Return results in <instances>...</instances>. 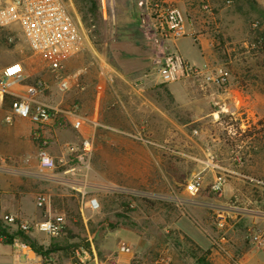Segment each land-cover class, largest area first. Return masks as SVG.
Here are the masks:
<instances>
[{
    "label": "crops",
    "instance_id": "obj_1",
    "mask_svg": "<svg viewBox=\"0 0 264 264\" xmlns=\"http://www.w3.org/2000/svg\"><path fill=\"white\" fill-rule=\"evenodd\" d=\"M120 2L123 4L122 9L116 13L113 12L112 16L109 15L116 29L111 30L110 38L103 44L102 51H98L92 45H87L90 57L85 59V65L79 69L81 75L76 98L78 112L99 124L89 129L92 144L96 146V149L98 146L114 147L117 151L116 155L110 154L111 160L133 163L138 159L132 155L129 144L135 137L134 133L138 134L137 131H146L149 140L145 142L149 145L162 146L164 147H161L162 149H167L172 153L174 150L167 148V142L176 145L178 141L175 135L179 132L184 134L190 141L188 158L193 165V170L191 169L189 175L198 176L201 179L200 202L225 215L224 227L217 228L220 231L223 230L224 234L216 239L206 232L203 234L197 226L203 225L201 219L192 216L191 218L190 215L172 220L171 224L179 228L195 246L202 250H209L207 259L211 264H264V252L253 250L246 240V231L249 232L253 228H264V185L259 184V181H253L261 190L263 200H249L244 208L228 205L226 201L232 193H235L236 187H234L235 191H231L230 184L227 183L219 196L213 195L208 188L219 171L207 166V161L212 156L213 160L220 164L221 170L230 169L229 162L235 153L234 146L236 145L237 152L244 161L264 150V126H257L254 121H248L249 118L255 117L252 108H256L253 101H251L252 105L250 104L248 98L259 99L262 95L254 91L253 97L247 95L243 98V93L239 88L230 82L227 87L220 90L201 76L163 83L157 73L158 64L155 63L158 49L154 38L156 31L148 27L153 24L150 9L154 7V4L161 7L170 5L177 7L183 15L184 35L176 38L175 41L185 36L191 38L196 46L195 52L199 56V62H195L191 59L192 57L189 58L190 55L180 54L181 57L195 67L206 66L211 71L221 63L222 57L218 51L223 45H220L222 39L219 33L227 24L224 20L226 12L223 10H215L214 13L202 11L199 0H120ZM217 5V1L211 0V7ZM146 17L148 18L147 25ZM223 48L228 50L224 46ZM82 56L86 58L87 55L80 54L73 61H81ZM24 76L25 78L29 76V70L24 71ZM25 86V83L16 85L12 91L14 94L23 95ZM226 98L229 99L228 102H224ZM202 100H206L207 106L201 105L205 102L201 103ZM219 102L223 104L220 103L222 105L219 104L216 107ZM238 103L244 106L241 112H238L239 107L236 106ZM199 105L205 108L199 110ZM8 108L5 103L0 107L1 117ZM180 108L188 110L187 120H180L176 114V110ZM236 113L246 114V116L234 124L223 123L219 120L225 114L233 117ZM206 118H211V120L204 122L203 119ZM64 127L66 125L59 126V121L56 120L42 129L43 135L49 138V154L55 162L62 164L71 160L67 151L69 148L64 142L66 139V134L63 133ZM32 129L33 125L26 119L16 120L12 126L0 124V158L3 159L0 166L8 171L0 172V218L11 216L20 223L36 222L45 218L46 211L37 208L35 201L39 194H47L51 198L52 193H49L45 180H51L55 175L53 171L38 168L34 164L35 150L33 149L27 154L29 163L22 164V158L18 154L23 149V144L32 147L30 145ZM235 129H237L236 135L234 132V138H230ZM193 130L197 131L196 135L192 134ZM165 135L168 137L165 138ZM233 140L235 142H232ZM150 158L151 155L148 154L141 160L145 159V162H149ZM21 166L30 170V175L25 177L26 179L21 175L13 174L14 171H18L17 168L22 169ZM69 167L64 166L62 173H67ZM117 168L113 174L115 178L141 179L142 183L148 186L151 182L157 184L162 179L169 178L173 185L177 184L176 176L168 171H165L167 174L161 171V175H154L146 169H129L124 172L122 171L123 166ZM242 174L243 178L248 179L244 181L245 184L253 183L251 179L256 178V175L247 172ZM106 179V176L100 172L96 181L93 182V189L87 186L71 188L79 196L80 191L87 194L95 193L98 191L95 188L103 184L115 186L117 188L113 193L115 195L122 193L121 189L127 194L133 191L122 187L123 183L109 182ZM132 183H126V185L130 187ZM53 207L51 204L52 214L64 215L63 212L56 211ZM189 208L193 214L200 210L194 206ZM80 212H82L81 209ZM204 227L207 230L209 226ZM194 228L199 231L197 233L200 235H193ZM241 231L245 233V237L242 236ZM132 233L136 235L137 241L131 247L139 252L144 248L143 237L135 232ZM41 234L31 232L28 236L43 249H51L49 256L59 263L58 254L64 249L54 243L56 242L55 237L47 239ZM3 245L7 247V250L3 251L8 258V264H31L33 262L34 253L25 254L13 250L10 244ZM164 258L168 259L166 255ZM98 263L96 260L94 264ZM117 263L131 264L129 253L119 254ZM62 264H71V262L63 259Z\"/></svg>",
    "mask_w": 264,
    "mask_h": 264
},
{
    "label": "rangeland",
    "instance_id": "obj_2",
    "mask_svg": "<svg viewBox=\"0 0 264 264\" xmlns=\"http://www.w3.org/2000/svg\"><path fill=\"white\" fill-rule=\"evenodd\" d=\"M66 1L71 3V9L82 26L88 29L90 45L100 51L104 47L105 41L109 40L111 30L116 29V26L113 27L109 15L112 16L113 12L116 13L122 9V2L120 0ZM215 1L218 2V5L212 6L211 13H214L215 10L225 11L224 20L227 23L219 36L222 39L220 45L222 44L228 50H224L223 46L219 48L218 54L222 57L219 65L227 69L230 75L229 82L239 88L243 93V98H246L247 95L253 97L254 91L262 95L259 99L248 98L250 104L253 101L256 107L252 108L255 117L249 118L248 121L264 120V52L256 43V39L264 33V0H233L229 5L224 0ZM254 22L258 23L257 27L251 26ZM91 23L92 25H90ZM8 34L13 36L11 43L6 41ZM154 36L156 41L161 40V34L154 33ZM163 40L166 52L183 54V56L190 55L189 58L192 57L191 59L195 62H199V56L195 52L196 46L191 38L185 36L177 41L172 38ZM80 54L87 56L86 58L82 56L81 61H73ZM89 57L86 47L83 51L62 61L60 74L71 79V87L68 91L61 92L57 88V79L49 71L48 63L40 56L31 53L18 28L13 27L11 30L0 31V71L10 63L20 62L24 71L29 70V76L24 78L20 84L25 83L27 86L36 80H43L46 83V89L36 98L49 105L67 108L76 104L81 75L79 69L85 65L84 61ZM222 89L220 88V90ZM228 101L229 99L226 98L224 102ZM203 102L204 104L201 105L207 106L206 100L201 101V103ZM220 103L222 102L216 104V107ZM201 105L198 107L199 110L205 108ZM209 105H212V103H209ZM236 106L239 107L238 112L244 109V106L239 103ZM178 111L176 110V114H178L180 120L184 121L189 118L188 110H185V108H180ZM252 112L251 115H253ZM4 114H2V117L0 115L1 125L3 123L4 126H12L16 120H22L17 118L11 125H7L3 121ZM234 115L229 117L228 114H225L219 120L223 123H238L246 116V114L240 113ZM208 119L211 120V118H206L203 121L205 122ZM63 130L64 135L66 134L64 142L69 148L67 151L68 155L71 156V160L65 164L55 162L54 178L45 180L49 193H52V206L55 207L56 211L63 212L66 218V229L55 237L56 242H54L64 249L58 254L60 262L56 261L57 264H62L63 259H68L71 264H74L75 261L71 251L79 246H87L86 240L88 238L94 246L98 264H118L117 256L124 253H129L131 264H161L160 258L164 255L169 259L168 264H199L194 257H200L201 253L199 251L191 252L192 247L187 238L184 237V233L171 224L172 220L182 216L187 217L190 215V217L201 219L203 225L209 227L205 230L203 225H197L198 228L201 229L203 234L206 232L211 235L213 239L224 234L223 230L220 231L216 227L214 210L200 202L202 196L200 191L202 192V190L194 193L185 190V185L192 178L189 174L193 165L188 158L190 141L184 134L179 132L175 135L178 141L176 145L167 142V148L174 150V153H172L167 149H162L164 148L162 146L161 148L146 143L145 141L149 140L146 131L139 130L137 131L138 134L134 133L135 137L132 138L133 141L129 144L132 155H135V158L138 159L133 163L111 160L110 154L114 153L116 155V148L98 146L96 149L93 144L87 161L82 163L76 161L74 159L75 152L70 151V148H79L80 139L78 135L67 125ZM203 134H205V131H203ZM166 137L168 136L165 135ZM30 142L32 147L23 144V149L18 154L22 158L23 165L29 163L27 154L31 149L35 150V143L31 138ZM147 153L151 155L149 162H145V159L141 160L143 156L148 155ZM198 154L202 158V154L200 152ZM160 159L161 161H159ZM34 160V164L39 168L35 157ZM242 162V166L236 169L240 170L241 173L247 172L256 175V178L251 179L252 182L264 181V150L258 154H253L246 161L242 159ZM229 163L230 167L235 166L234 163ZM85 165H88V168H85ZM64 166L76 167V172L74 174L62 173ZM118 166H123L122 171L124 172L129 169H146L151 174L161 175V171L164 174H167L165 171H168L176 176L177 184L173 185L169 178L167 180L162 179L157 184L151 182L149 186L142 183L141 179L115 178L113 174L117 171ZM23 167L22 169L17 168L18 171H14L13 174L21 175L23 178L28 177L30 170ZM6 170V168L0 166V172H8ZM100 172L106 176V180L109 182L123 183L122 187L133 191L127 194L121 189L122 193L115 195L113 194L115 193L114 190L117 189L115 186L103 184L95 188L98 191L88 194V196L94 195L98 199L101 207L100 211L91 213L86 209H82V212H80L81 198L71 187L87 186L93 189V182L96 181L95 179ZM245 180V178L239 176L227 178L231 191H235L234 187H236L235 193H232L226 201L228 205L244 208L249 200H263L261 190L256 187L257 184L255 182L245 184ZM126 183L132 184L129 187ZM193 206L198 207L199 212L191 213L189 207ZM9 229L10 231H17L18 227L16 225L9 226ZM131 231L143 237L144 248L139 252L134 251V248L131 247L137 241L136 235ZM197 231L194 228V236L200 235ZM241 234L245 237V233L241 231ZM41 235L46 236L47 239L53 238L45 234ZM51 241L53 242L52 239ZM3 250H7V247L0 243V264H8V258Z\"/></svg>",
    "mask_w": 264,
    "mask_h": 264
},
{
    "label": "built area",
    "instance_id": "obj_3",
    "mask_svg": "<svg viewBox=\"0 0 264 264\" xmlns=\"http://www.w3.org/2000/svg\"><path fill=\"white\" fill-rule=\"evenodd\" d=\"M225 3L229 5L231 0H226ZM153 6L150 9L153 24L148 27L149 29L153 28L155 33L161 34V40L157 41L159 49L160 42L163 43L164 48L163 39H176L184 35V19L181 11L175 6L161 7L157 4ZM199 6L202 11L211 13V0H199ZM257 24L254 22L251 26L256 27ZM13 27L18 28L31 53L40 56L48 63L50 73L57 79L58 90L61 92L68 91L71 87V79L60 74L62 61L83 51L87 45H90L89 31L82 26L78 17L74 15L71 3L66 0H0V31L11 30ZM6 41L11 43L13 36L8 34ZM157 73L163 83L201 76L205 77L206 81L215 87L225 88L230 80L229 72L223 66L215 67L211 71L206 66L195 67L180 55L166 52L165 48L164 55L158 63ZM24 78V69L20 62L10 63L0 71V107L3 106L6 96L12 97L9 108L3 117L4 123L11 125L17 118L28 120L33 125L30 136L35 143V158L39 167L54 171L56 163L49 154V141L43 135L42 129L58 120L59 123L69 126L78 135L80 139L79 148H70V151L75 152L74 159L76 161L85 163L92 150L89 129L97 127L99 124L79 114L76 104L61 108L37 100L36 97L46 89V83L43 80H36L27 85L23 95L14 94L13 87L19 85ZM254 123L257 126H264V120L261 119L254 121ZM236 130L232 131L233 135L230 134L232 135L230 138H234ZM192 134L196 135L197 131L193 130ZM226 141L228 142V140ZM236 146H234L235 153L230 159L234 163V167L221 170L220 164L215 162L212 156L207 161L209 168L219 171L208 188L215 196L222 193L228 177H244L240 170L236 169L243 164ZM1 161H3L2 158H0ZM85 168H88V165H85ZM75 172L76 167L68 168L67 173L74 174ZM259 184L264 185L260 181ZM201 188L202 182L198 176L192 177L185 185V190L191 193L197 192ZM80 198L81 210L86 209L91 213L100 211L101 207L96 197L88 196L86 192L80 191ZM35 205L37 208L46 211L45 218L40 221L20 223L11 216H4L2 219L6 225L10 227L16 225L25 234L38 232L50 237H57L65 231V215L50 212V196L39 194L36 197ZM215 210L216 227L222 229L226 217L219 210ZM247 240L253 250L264 252V228L251 229L248 232ZM86 242L88 243L87 246H79L73 249L74 264L96 262L97 255L94 246L89 238ZM10 245L15 251L25 254L34 253L30 246L21 239H14ZM160 263L168 264V259L162 257ZM31 264H57V262L50 256L34 253Z\"/></svg>",
    "mask_w": 264,
    "mask_h": 264
},
{
    "label": "trees",
    "instance_id": "obj_4",
    "mask_svg": "<svg viewBox=\"0 0 264 264\" xmlns=\"http://www.w3.org/2000/svg\"><path fill=\"white\" fill-rule=\"evenodd\" d=\"M226 1V0H224ZM233 0H231L232 3ZM92 25V23L90 24ZM257 27V26H256ZM87 29V28H86ZM88 30V29H87ZM256 43L258 47H260L261 51L264 52V33H262L261 36H259L256 39ZM12 100V97L6 96L4 103L10 105V101ZM7 101H9L7 103ZM59 126H65L61 125L59 123ZM264 182V181H262ZM248 232L246 231V240H247ZM186 238V236H184ZM21 239L23 242L27 243L30 248L33 250L34 253L41 255V256H49V254L52 252L51 249H43L42 247L38 246L35 241H33L28 234L23 233L21 230L17 229V231H10L9 226L6 225L2 218H0V242L3 244H11V242L14 239ZM189 240V239H187ZM192 247L191 252L199 251L201 253L200 257H194L196 262L199 264H211L207 260V256L209 254V250H202L199 247L195 246L190 240L188 241ZM73 253V251H71Z\"/></svg>",
    "mask_w": 264,
    "mask_h": 264
},
{
    "label": "water",
    "instance_id": "obj_5",
    "mask_svg": "<svg viewBox=\"0 0 264 264\" xmlns=\"http://www.w3.org/2000/svg\"><path fill=\"white\" fill-rule=\"evenodd\" d=\"M145 21H146V25H147L148 24V18L147 17H146ZM163 55H164L163 43L160 42L159 49H158L157 54H156V57H155V63L156 64H158L160 62V60L163 57Z\"/></svg>",
    "mask_w": 264,
    "mask_h": 264
}]
</instances>
